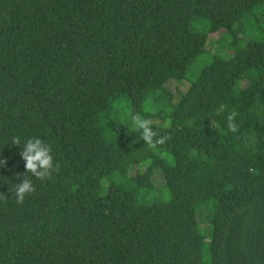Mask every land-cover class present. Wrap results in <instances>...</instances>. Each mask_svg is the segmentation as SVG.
Segmentation results:
<instances>
[{
	"label": "trees",
	"instance_id": "obj_1",
	"mask_svg": "<svg viewBox=\"0 0 264 264\" xmlns=\"http://www.w3.org/2000/svg\"><path fill=\"white\" fill-rule=\"evenodd\" d=\"M193 17L222 29L229 52L182 89L206 48ZM263 62L264 0H0V264H205L204 236L210 264H264ZM149 93L167 110L152 124L163 157L109 117L124 97L129 120ZM14 135L40 137L61 163L23 205ZM135 188L153 199L137 204ZM196 200L213 206L204 224Z\"/></svg>",
	"mask_w": 264,
	"mask_h": 264
},
{
	"label": "rangeland",
	"instance_id": "obj_2",
	"mask_svg": "<svg viewBox=\"0 0 264 264\" xmlns=\"http://www.w3.org/2000/svg\"><path fill=\"white\" fill-rule=\"evenodd\" d=\"M253 14H256L254 11ZM193 25L194 28L196 29H201L205 30L207 32V39H206V48L205 51L195 60V62L192 64L190 70L185 74L184 79L181 80L180 88L185 89L187 84L192 81L197 72L200 70L201 67H203L209 58L212 55L215 56H220V57H226L227 53L229 52L228 49H225L222 45V42L216 43V39L220 38L223 34V30L218 28L215 24H211L209 27H207V30L205 28V25H207V22L204 20H201L197 17H193ZM242 28L236 27L235 31H240ZM224 35V34H223ZM264 64V62H263ZM174 82L167 84L166 86L169 88L173 87ZM260 88H264V84L260 86ZM154 93H149L148 96L145 98L143 102V108L142 111L140 112L141 115L143 114H148L147 118L151 119L152 124H157V125H166V118L164 117V114L167 112L166 108H157L154 106L152 103L151 98L153 97ZM157 103L159 105H168L169 103L166 101L165 98L163 97H158L157 98ZM155 110L159 111L156 115L153 114ZM127 111H129L128 107V102L124 97L119 98L112 107V110L110 112L109 117L111 120L118 122L120 124H128L129 120L127 119ZM200 115L199 114H194L192 118L194 119L195 122L198 121ZM162 163V160L158 157H152L150 158V169L152 171L151 175V181L153 185H155L156 192L154 194V198L158 199H165L167 197V194L165 190H163L162 187V177L160 174V165ZM205 169V173L208 177L212 176L215 170V166L213 162L209 159H207L203 165ZM101 193H104V189H101ZM133 196L135 198V201L139 205H146L147 202L151 201L153 198H146L143 191L141 189L135 188L133 191ZM195 211L196 215L198 218V222L200 224H204L207 220H209L211 213L213 211V206L211 205L210 202H203L201 200H196L195 202ZM202 233H207V230H203L202 227L200 228ZM207 241L208 237L204 236L203 238V245H202V260L205 264H210V261L207 258Z\"/></svg>",
	"mask_w": 264,
	"mask_h": 264
},
{
	"label": "clouds",
	"instance_id": "obj_3",
	"mask_svg": "<svg viewBox=\"0 0 264 264\" xmlns=\"http://www.w3.org/2000/svg\"><path fill=\"white\" fill-rule=\"evenodd\" d=\"M237 115L238 113L233 110L227 116V128L231 132L238 131V125L235 123ZM126 125L130 127L131 132L139 133L140 139L144 140V144L150 150L161 157L165 155L159 146L166 142L167 137L158 134L152 125L151 119L147 118L146 115L132 112L129 114V122ZM10 141L13 145L21 146L20 156L25 161V172L16 174L18 178L23 175V179L10 190L15 196V203L23 205L26 197L37 191L36 186L33 184V178L40 181L53 180L54 176L61 171V163L54 159L52 146L40 137H28L22 141L20 136L14 135ZM5 163V160H0V167ZM0 199L7 201V197L4 194H0Z\"/></svg>",
	"mask_w": 264,
	"mask_h": 264
}]
</instances>
